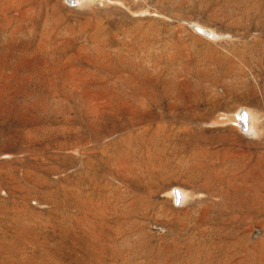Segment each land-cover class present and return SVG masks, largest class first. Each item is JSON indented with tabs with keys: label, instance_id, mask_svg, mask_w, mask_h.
<instances>
[{
	"label": "rangeland",
	"instance_id": "rangeland-1",
	"mask_svg": "<svg viewBox=\"0 0 264 264\" xmlns=\"http://www.w3.org/2000/svg\"><path fill=\"white\" fill-rule=\"evenodd\" d=\"M77 1L0 0V264H264V0Z\"/></svg>",
	"mask_w": 264,
	"mask_h": 264
},
{
	"label": "bare ground",
	"instance_id": "bare-ground-1",
	"mask_svg": "<svg viewBox=\"0 0 264 264\" xmlns=\"http://www.w3.org/2000/svg\"><path fill=\"white\" fill-rule=\"evenodd\" d=\"M79 1V0H78ZM77 1V2H78ZM81 1V0H80ZM84 3H85V1H84ZM82 4H83V2H82ZM243 110H245L246 111V114L248 115V126H249V128H250V126H251V124H250V120H252V113L250 112V111H247L246 109H243ZM241 113V112H240ZM244 114V113H243ZM244 119V118H243ZM247 119V118H246ZM241 121V120H240ZM243 121V120H242ZM257 123V122H256ZM244 124V123H243ZM245 125V124H244ZM244 128V127H243ZM180 191V193H181V195H182V197H184L185 198V191H181V190H179ZM181 195H179V196H181Z\"/></svg>",
	"mask_w": 264,
	"mask_h": 264
}]
</instances>
